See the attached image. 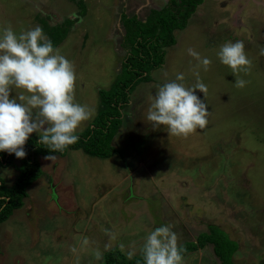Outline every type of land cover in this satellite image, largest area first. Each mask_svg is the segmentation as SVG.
<instances>
[{
	"label": "rangeland",
	"instance_id": "374dc122",
	"mask_svg": "<svg viewBox=\"0 0 264 264\" xmlns=\"http://www.w3.org/2000/svg\"><path fill=\"white\" fill-rule=\"evenodd\" d=\"M79 2L0 0V81L50 40L47 24L74 21L0 93L24 137L83 133L127 56L126 16L145 22L170 0H83V16ZM174 36L131 97L117 155L40 158L43 176L0 226V264H99L115 248L132 258L209 225L238 242L236 264H264V0H204ZM17 176L0 167L7 185ZM179 264L220 262L208 247Z\"/></svg>",
	"mask_w": 264,
	"mask_h": 264
},
{
	"label": "trees",
	"instance_id": "16d2710c",
	"mask_svg": "<svg viewBox=\"0 0 264 264\" xmlns=\"http://www.w3.org/2000/svg\"><path fill=\"white\" fill-rule=\"evenodd\" d=\"M203 2L204 0H170L165 8L152 11L145 22L136 18L130 23L126 16L127 31L123 48L127 56L122 63L121 72L109 89L99 91L97 115L81 134L54 132L24 137L5 106L0 103V167L12 166L18 172L11 185H7L0 177V226L16 210L25 206V200L30 196L29 188L43 176L41 157H65L70 151L79 150L101 159L117 155L114 140L124 126V112L131 104L133 93L139 85L151 81V74L163 66L165 49L176 43L175 30H184L188 19ZM79 5L83 16L86 14L83 0H80ZM73 23L69 19L59 26L47 24L46 31L50 40L40 42L39 52L0 81V93L30 68L40 66L47 60L66 40ZM208 247L213 249V255L220 264H236L234 257L239 251L238 242L215 225H209V231L200 234L196 241L167 249L147 245L141 255L132 258L115 248L105 254L99 264H179L190 254Z\"/></svg>",
	"mask_w": 264,
	"mask_h": 264
}]
</instances>
